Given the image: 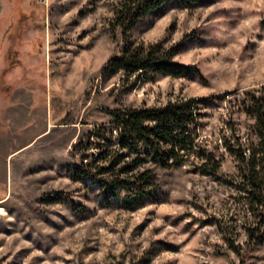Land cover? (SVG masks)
<instances>
[{"label": "rangeland", "instance_id": "374dc122", "mask_svg": "<svg viewBox=\"0 0 264 264\" xmlns=\"http://www.w3.org/2000/svg\"><path fill=\"white\" fill-rule=\"evenodd\" d=\"M120 1L0 0V264H264V241L245 255L210 221L225 216L237 192L196 161L156 167L153 195L125 207L75 178L70 154L116 110L179 98L197 99L200 143L213 147L228 123L245 134L253 120L236 99L264 83V0H171L130 38L167 47L182 40L176 59L200 73L104 79L100 69L125 44L112 28ZM11 61L21 67L5 81ZM216 152L221 171L236 174L222 144Z\"/></svg>", "mask_w": 264, "mask_h": 264}, {"label": "trees", "instance_id": "16d2710c", "mask_svg": "<svg viewBox=\"0 0 264 264\" xmlns=\"http://www.w3.org/2000/svg\"><path fill=\"white\" fill-rule=\"evenodd\" d=\"M169 1H120L112 28L114 36H124L125 44L102 66L100 76L108 79L120 74L132 79L160 73L178 77L200 73L196 65L176 59L183 48L182 40L167 47L160 41L145 44L130 38V32L141 20ZM179 1L192 4L201 0ZM260 27L264 30V18ZM19 67L21 63L11 61L2 69V79ZM232 92L213 93L205 98L217 100ZM236 101L239 112L253 121L245 134L228 123L229 130H223L220 142L213 147L199 141L202 115L195 97L169 100L159 106L116 110L108 123L95 126L71 149V157L77 161L73 176L96 183L104 202L117 199L131 207L142 205L159 186L156 167L176 168L189 160L196 161L200 170L212 173L237 192L234 209L232 203L227 206L226 217L219 219L215 215L210 221L218 225L233 248L246 255L253 243L264 241V83L245 89ZM220 144L237 162L236 174L221 171L222 159L216 152ZM237 229L236 234L246 235L245 250L233 238Z\"/></svg>", "mask_w": 264, "mask_h": 264}, {"label": "bare ground", "instance_id": "6f19581e", "mask_svg": "<svg viewBox=\"0 0 264 264\" xmlns=\"http://www.w3.org/2000/svg\"><path fill=\"white\" fill-rule=\"evenodd\" d=\"M1 209V208H0Z\"/></svg>", "mask_w": 264, "mask_h": 264}]
</instances>
